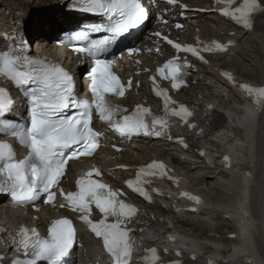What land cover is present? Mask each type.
<instances>
[{
	"label": "snow or ice",
	"instance_id": "obj_1",
	"mask_svg": "<svg viewBox=\"0 0 264 264\" xmlns=\"http://www.w3.org/2000/svg\"><path fill=\"white\" fill-rule=\"evenodd\" d=\"M168 2L173 3L174 0ZM225 2L228 7L221 8V14L230 16L246 28L251 26L252 14L261 8L260 0H242L239 6H233L235 0ZM80 7L83 11L107 17L106 23L89 24L71 34L72 38L80 43L74 50L94 60V65L88 73L91 78L89 90L93 97L91 102L75 98L73 78L63 67L26 56L22 49L10 48L0 52V75L24 90L30 120V123L25 125L0 119V132L15 136L22 146L29 149L23 159L17 160L12 145L0 141V192L7 191L17 203L34 200L41 191L48 194L45 202L51 203L55 193L50 190L58 184L67 160L77 157L78 154L92 155L98 146L99 137V133L90 126L93 107L99 119L120 135L143 132L145 135L159 136L160 129L168 126L165 119L153 117L148 122L146 116L150 114V110L140 105H137L130 115H121L117 119L118 114L126 110L108 103L105 99L107 93L123 95V88L118 78L110 72V62L100 56L146 19L145 8L139 0H82ZM93 33L104 35L93 39ZM173 47L198 54L197 50L190 46L173 44ZM213 47L222 51L225 46L213 42L212 45H206L205 50L211 51ZM132 51L135 49H129V52ZM164 69H168V74L174 81L173 88H176L175 81L182 76V67L175 60H169L162 68L157 69V72L162 74ZM228 78L231 79L230 76ZM240 88L258 107L264 102V87L241 84ZM156 94L166 96L159 91ZM13 104L10 93L0 88V113L10 110ZM69 107L78 109V112L66 116L64 113ZM165 109L168 110L167 99ZM181 112L191 115L184 106H181L180 111H173V114L179 116ZM189 127L193 125L189 124ZM68 149L72 151L67 153ZM225 160L227 161L228 157H225ZM162 167L163 165L155 162L147 166L149 169ZM143 171L145 169L140 170ZM140 172L137 174L138 179ZM91 175L92 172L87 174L89 177ZM96 175H99L98 171ZM76 183L78 191L65 194L61 190L60 195L73 211L90 212L89 205L94 203L103 218L93 222L87 215H83L82 221L89 225L97 237L103 238L104 247L112 256L114 264H129L136 250V239L126 225L138 214L137 210L134 206L119 201L118 193L105 184L88 178L78 179ZM127 183L130 187L133 186V181ZM190 198L199 202L196 197ZM63 206L62 204L61 207ZM109 217L114 218V222L106 223ZM73 240L74 229L67 218L53 220L48 228L47 238H41L36 229H18L14 245L17 253H22L24 259L18 257L13 264H36L40 259L59 261L68 254ZM147 251L151 252L153 257L157 254L155 248H149Z\"/></svg>",
	"mask_w": 264,
	"mask_h": 264
},
{
	"label": "bare ground",
	"instance_id": "obj_2",
	"mask_svg": "<svg viewBox=\"0 0 264 264\" xmlns=\"http://www.w3.org/2000/svg\"><path fill=\"white\" fill-rule=\"evenodd\" d=\"M54 11L57 13L58 8L54 9ZM46 19H47V21H49V19L47 18V15L45 16L44 20H46ZM54 21H56V20H53L51 22H54ZM257 43H258V41H256L254 37L250 38L248 40L247 44L244 45L242 48L243 53H245L244 52L245 50L249 51V49H253V47H255V44H257ZM243 56L246 57L248 60L241 63L237 60L230 59L229 63L226 66H230L232 68H235L236 73L242 77L248 78L252 81L261 80V78H263V68L260 66L261 57L257 56V54H255V56H251L250 54H246V55L244 54ZM231 113L237 114L236 110H232ZM262 127L259 125L258 129H262ZM223 131H225V130H223ZM248 132L252 133V132H254V130L251 127H249ZM261 134L262 133H259L256 136L258 138H260ZM240 147H242V146L240 145ZM246 160H247V168H249L250 163H251V159L246 158ZM256 166L263 167L264 165L262 162H258L256 164ZM223 172L219 168L215 169L213 172V175H210L209 177H207V183L209 181H210V183H212L211 181H213L214 184L217 185L216 189H218L219 191H222V195L226 194V197L228 196V193L231 191V193H232L231 196H228L227 198L225 197L226 199L224 202H222L220 200L221 197H219L218 191H217V193L215 194V196H216L215 201L216 202H222L226 206L225 213H226V215L230 216L231 219H233L235 221L236 220L241 221L240 217H239V211L238 210L240 208L242 201L246 198V193H244L242 190H238V184H237L238 179L236 180V176H233V177L230 176V177H226V178L222 179L223 176L224 177L226 176V175H224ZM262 172L264 174V168H263ZM209 173L211 174V172H209ZM262 185L264 186V179L261 180L259 188H261ZM214 187L215 186L213 185V188ZM248 195H249V199L252 202L251 211L254 214L253 222L250 225H245L243 227V229L240 228V231H238V233H240L242 235L247 234L248 236H251V240H252L253 244L251 243L250 245L254 246L253 248L255 249V251L264 260V226L260 222V217H259V214L257 211V203H256V199H255V189L252 188V190L249 192ZM262 195L264 196V189L262 191ZM195 232L205 233L206 231L196 228L192 231V233H195Z\"/></svg>",
	"mask_w": 264,
	"mask_h": 264
},
{
	"label": "rangeland",
	"instance_id": "obj_3",
	"mask_svg": "<svg viewBox=\"0 0 264 264\" xmlns=\"http://www.w3.org/2000/svg\"><path fill=\"white\" fill-rule=\"evenodd\" d=\"M211 185H212V186L214 185L215 187L217 186L216 184H214V182H212ZM217 191H218V189L216 190V192H217ZM221 195H222V194H221ZM218 225H220V224H218ZM222 227H223V228H222ZM227 228H228V227H225V226H223V225H222V226L220 225L219 230H220V232L225 233V232L228 230ZM229 230H230V229H229Z\"/></svg>",
	"mask_w": 264,
	"mask_h": 264
}]
</instances>
